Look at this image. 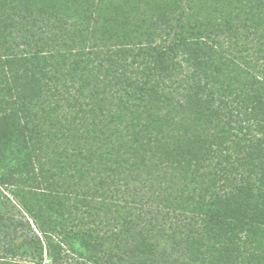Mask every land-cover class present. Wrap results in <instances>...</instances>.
Listing matches in <instances>:
<instances>
[{"label":"trees","instance_id":"trees-1","mask_svg":"<svg viewBox=\"0 0 264 264\" xmlns=\"http://www.w3.org/2000/svg\"><path fill=\"white\" fill-rule=\"evenodd\" d=\"M37 1L0 0V193L49 253L264 264V0H214L189 24L184 10L154 21L101 15L105 0ZM121 188L130 198L105 205ZM133 207L155 217L118 228L121 241L95 232ZM9 222L0 234L13 243Z\"/></svg>","mask_w":264,"mask_h":264},{"label":"rangeland","instance_id":"rangeland-1","mask_svg":"<svg viewBox=\"0 0 264 264\" xmlns=\"http://www.w3.org/2000/svg\"><path fill=\"white\" fill-rule=\"evenodd\" d=\"M85 1V0H82ZM177 0H105V5L110 3V6L107 8L101 7V15L103 13H107L108 17L110 14H116L117 18H123V14H127L131 9L138 11L143 10L145 13L149 14L152 20L156 21L155 19L158 18V16H169L173 17L174 15L178 14V17H181V12L186 13V16H182L183 21L189 24V21H193V12H199L203 11L204 13L211 12L208 10V8L215 6L214 0H188L186 2V5H184L183 9L181 7L183 6V3L179 2L178 5L173 7V10L170 6L172 3H175ZM245 2L235 0V4H240L242 6ZM204 7V9L195 8L194 5ZM33 5H46L45 0H39ZM171 8V9H170ZM175 9H178V11ZM115 17V16H114ZM172 19V18H171ZM161 22L158 23L160 25ZM162 27L168 26L166 24H161ZM167 28V27H166ZM171 28L169 29V33H171ZM168 33V34H169ZM22 116V115H21ZM68 147H70L69 144H67ZM79 155V154H77ZM79 162V158L76 157V163ZM121 193L117 194V197L113 195V197H109L106 200V204L108 207H112V203H117L118 205H123L126 201L130 198L131 195L126 191L124 194V188H121ZM10 200H7L3 194L0 193V213L2 214L3 218L0 217V226L3 224H7L6 221H10L9 223H12L11 231L14 236V242L10 243L7 239L6 234H0V242H5L4 244H0V261H8V262H16V264H80V260L78 256L75 255V253H71L68 251V246H63L62 249H59L58 246H53V255L49 253V246L45 244L43 241L44 237L42 235V232L40 231L38 227V223L28 214H25V209L20 204V202L17 199H13L10 197ZM40 199V198H39ZM37 198H30L25 197L23 200L28 204L31 202L32 204L36 202L40 207H47V204L43 201H40ZM123 199V200H122ZM34 202H32V201ZM148 203L150 202V198H147ZM102 201V200H101ZM132 202L135 200L131 199ZM152 201V200H151ZM103 202V201H102ZM154 204V203H152ZM134 212V216L131 218L130 215H126V211L122 212L123 215L127 216V222L123 220V218L117 217L116 220H114V217L111 219L110 224L112 225L111 228H106L107 220L105 218L101 217H95L101 220L102 222L98 223V219L95 221L90 220V222H94L95 224V232L99 235L101 238H108L110 236H120L119 240L122 239V233L121 231H118V228L122 227H130L132 222L139 221L140 218L138 216L141 215V218L143 217L145 222L149 223L151 219H153L155 216L147 215V212L145 210L143 211H136V209L131 208L129 209ZM138 215V216H137ZM150 218V219H148ZM196 219L193 220L195 223ZM79 219H77V223H79ZM161 221V216H156V222ZM91 222V223H92ZM126 223V224H125ZM93 228L94 225L92 224ZM142 227L145 226V223L143 222ZM105 229L111 230L108 233H105L104 231H107ZM114 229V230H113ZM117 229V230H116ZM94 230V229H92ZM35 236H38L41 238L43 242V246L39 244L38 249L35 248L36 244L34 243L33 239ZM37 240V239H36ZM152 246H157L155 242L150 243ZM79 247V246H78ZM12 249V250H10ZM43 249V251H42ZM12 260V261H11ZM2 262V261H1Z\"/></svg>","mask_w":264,"mask_h":264}]
</instances>
